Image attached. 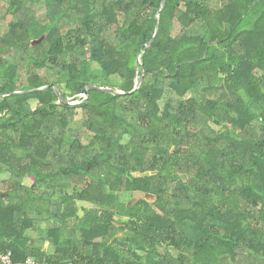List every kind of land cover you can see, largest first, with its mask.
I'll return each mask as SVG.
<instances>
[{"label":"trees","instance_id":"16d2710c","mask_svg":"<svg viewBox=\"0 0 264 264\" xmlns=\"http://www.w3.org/2000/svg\"><path fill=\"white\" fill-rule=\"evenodd\" d=\"M36 2L0 0V95L54 84L81 101L86 86L109 87L100 76L130 92L158 31L132 94L90 90L76 106L53 88L0 98V250L11 264H135L159 241L189 257L156 264H264V0H166L158 21L162 0H42V22L26 11ZM63 20L74 25L63 32ZM78 111L86 144L69 126ZM120 193L155 195L160 213ZM43 213L50 250L28 235Z\"/></svg>","mask_w":264,"mask_h":264},{"label":"rangeland","instance_id":"374dc122","mask_svg":"<svg viewBox=\"0 0 264 264\" xmlns=\"http://www.w3.org/2000/svg\"><path fill=\"white\" fill-rule=\"evenodd\" d=\"M39 1L40 2H38V3L36 2L34 4L27 3V4H25V6H26V11L33 13L34 16H36L37 19H39V21L42 22V21H46V19H48V16L45 14L46 10L44 8L42 0H39ZM3 10H4V5H2L0 7V17H1V13L3 12ZM73 25L74 24L72 22H70V20L68 21V23H66V21H64L63 26H62V29H63L62 31L63 32L66 31L68 27H71ZM4 31H5V27H4L3 22L0 19V35H2ZM178 31H179V28H178L177 24H175L173 33L176 35ZM99 79H100V81H102L104 83V85H107L109 87L116 88V84L118 83V80L114 79V78L102 79L100 76ZM105 79H106V81H105ZM30 103L32 106L35 104L34 101H31ZM75 115H76L75 121L71 122L69 124L70 129L76 133V136L81 140L82 144H86L88 142V139H91L92 134L91 133H89V135L85 134L86 130L82 126V122L80 120L81 112L78 111L77 113H75ZM32 182H33V178H31L29 176H25V178L22 179V184L25 185L26 187H30ZM71 190H72L71 188H68L66 190V192L70 193ZM33 192H36L37 195H42L43 190H41V191L40 190H34ZM120 196H121V199L125 201V204L127 206H128V203L132 202L131 196L128 195L127 193H120ZM42 211H44V210H42ZM40 220H41V222L36 223V227H37L38 231L30 232V233H28V235L35 240V243L37 245H40L46 249L50 244H49L48 240H44V238H42V237L45 236L46 229L48 226H50L52 224V222L50 224L47 222V218H46L44 213H43L42 217L40 218ZM49 248H50V246H49Z\"/></svg>","mask_w":264,"mask_h":264},{"label":"water","instance_id":"95a60500","mask_svg":"<svg viewBox=\"0 0 264 264\" xmlns=\"http://www.w3.org/2000/svg\"><path fill=\"white\" fill-rule=\"evenodd\" d=\"M165 1L166 0H162L161 2V7L160 9L158 10L157 14H156V20L158 21V17H159V14L161 12V10L164 8L165 6ZM157 31H158V23H156V27H155V32H154V35L153 37L151 38V40L147 43H145V47H144V50L139 54L137 60H136V75H135V85H134V88L130 91V92H123L119 89H116V88H113V87H102V86H98V85H88L86 86L83 91L84 93L82 94V97L83 99L81 101H68L66 99H64L60 93V91L58 90V88L54 85V84H50V85H47V86H43V87H40V88H37L35 90H29V91H15V92H12V93H8V94H1L0 95V98H3L5 96H10V95H24V94H29V92H33V91H42V90H46V89H51L53 88L57 97H58V103L64 105V106H76V105H79L81 104L82 102H84L87 98H88V95H89V91L90 90H95V91H101V92H104V93H109L113 96H121V95H129V94H132L135 90H137L141 83H142V80H143V77L144 75L146 74V71L142 72L141 73V60H140V57L142 55V53L148 48L150 47L151 45V42H153L154 40V37L155 35L157 34ZM218 42H216L215 44H217ZM177 70H178V67H177ZM155 172H143V173H133L132 176L133 177H136V178H139V177H144V176H150V175H154ZM181 178L183 179V181L186 180V175H181ZM142 198L143 200H145L146 202H148L151 206V208L156 212V213H160V211L156 208V206H154L152 203L154 201V195L152 194H149V193H146V194H143L142 195ZM128 207H130L129 203H128ZM48 240V238H46ZM15 243L21 247V248H24L25 245H26V242L23 241V240H14ZM100 239H96L94 240L93 242H99ZM93 242L91 241H86L84 240V244L85 245H91ZM118 245L122 246V247H125V244H121L120 242H117ZM129 248H132V245L129 246Z\"/></svg>","mask_w":264,"mask_h":264},{"label":"flooded vegetation","instance_id":"af4514ba","mask_svg":"<svg viewBox=\"0 0 264 264\" xmlns=\"http://www.w3.org/2000/svg\"><path fill=\"white\" fill-rule=\"evenodd\" d=\"M146 194V193H145ZM143 193H132L131 198H132V204L134 202L139 201L142 198ZM157 200V197L154 195V201L153 203H155ZM152 203V204H153ZM149 204V203H148ZM150 206V204H149ZM128 230L126 229L125 232H127ZM122 234L118 233V236L120 237ZM45 240H47L46 238H48V241L50 243L51 238H49L48 236H44L42 237ZM102 240L100 239V241L98 243H100ZM111 242V240L109 241V243ZM117 242H120L121 244H125V247H122L120 245L117 244ZM149 244L150 242H141V244ZM177 243L175 241H159L156 242V245H158L155 249H137V253L138 256H132V260L133 262L135 261V264H156L157 261H166L168 262L169 260L174 261L177 260L178 258H182L183 256H179L178 254L184 255V257L180 260H185V257L188 258V254L187 252L184 251L183 248H178ZM115 245L122 251L126 252V251H133L135 249V244L131 243V242H127V241H122V240H117L115 242ZM132 245V248H129V246ZM50 246V245H49ZM49 246L46 249H49ZM148 252H152L153 256L152 257H148ZM162 255V256H161ZM149 258V261H148ZM121 259L127 260L126 257H121Z\"/></svg>","mask_w":264,"mask_h":264},{"label":"built area","instance_id":"2783aa9c","mask_svg":"<svg viewBox=\"0 0 264 264\" xmlns=\"http://www.w3.org/2000/svg\"><path fill=\"white\" fill-rule=\"evenodd\" d=\"M11 258V252L10 251H1L0 250V264H11L10 261ZM25 264H37L34 260L28 259ZM64 264H71L69 262H66Z\"/></svg>","mask_w":264,"mask_h":264}]
</instances>
